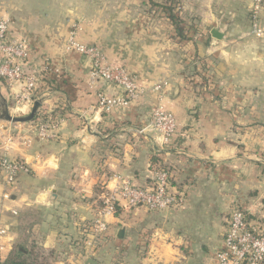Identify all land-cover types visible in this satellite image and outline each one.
I'll return each instance as SVG.
<instances>
[{
	"label": "crops",
	"instance_id": "crops-1",
	"mask_svg": "<svg viewBox=\"0 0 264 264\" xmlns=\"http://www.w3.org/2000/svg\"><path fill=\"white\" fill-rule=\"evenodd\" d=\"M180 2L194 23L195 38L185 45L170 38L166 19L147 0H0V21L9 20L10 34L26 42V70L39 72L37 113L60 121L55 139L40 140L38 117L8 120L7 112L26 116L34 103L17 105L18 87L0 77V150L28 168L10 188L0 174V219L9 229L2 259L40 247L57 264H215L233 195L264 226L263 169L230 143L234 119L264 118V36L251 32L253 0ZM261 21L264 27V7ZM74 25L80 42L129 70L142 96L109 111L99 106V94L124 90L106 81L92 86L90 59L68 47ZM214 29L224 36L215 38ZM156 106L177 119L169 143L147 128ZM157 157L185 193L182 206L106 214L107 241L90 249L84 225L99 215L108 179L145 184Z\"/></svg>",
	"mask_w": 264,
	"mask_h": 264
},
{
	"label": "built area",
	"instance_id": "built-area-1",
	"mask_svg": "<svg viewBox=\"0 0 264 264\" xmlns=\"http://www.w3.org/2000/svg\"><path fill=\"white\" fill-rule=\"evenodd\" d=\"M264 0H253L250 9L251 32L256 36H264L261 21V11ZM78 25H74L68 40V47L87 56L91 61L90 83L96 86L99 81L117 85L124 90L122 96L99 94V106L112 110L126 107L143 94V88L124 65H114L96 45L82 43L77 38ZM29 51L24 39L10 34V22L0 21V77L12 87L17 86L15 99L17 105L27 102L34 103L33 94L38 87L39 72H28L26 66ZM162 85H156L160 90ZM59 119L39 118L35 122L37 136L40 140H52L58 136ZM162 135L169 143L178 129L175 115L156 106L152 110V121L147 126ZM145 130V129H144ZM12 135L7 142H12ZM31 137L25 139L30 144ZM154 168L151 180L139 184L122 175H114L108 179L103 196L102 208L99 215L84 225L87 236V246L91 249L98 242L107 241L109 226L105 220L106 214H115L120 210H131L139 207L149 211H171L182 206L185 193L173 185V173L170 168ZM28 171L27 166L20 160L9 157L0 150V174L6 187L15 183L20 173ZM5 198L9 193L5 191ZM226 231L221 248L216 252L215 264H264V226L259 219L250 217L247 209L238 200H232L230 211L226 218ZM8 233V228L0 224V250L4 245L1 241Z\"/></svg>",
	"mask_w": 264,
	"mask_h": 264
},
{
	"label": "rangeland",
	"instance_id": "rangeland-1",
	"mask_svg": "<svg viewBox=\"0 0 264 264\" xmlns=\"http://www.w3.org/2000/svg\"><path fill=\"white\" fill-rule=\"evenodd\" d=\"M23 6H25L27 8L29 7L28 4H25ZM147 6H148L149 11H155V10H150L149 5H147ZM249 17H250V13H249ZM165 22H166L168 28L170 29V34H169L170 38L180 41L179 39H177V37L172 35L173 34V28L169 24V22L167 20ZM186 22L194 25L193 21L186 20ZM250 24H251V18H250ZM194 38L195 37L192 36V39H194ZM191 40H189V41H191ZM180 43L183 44L182 41H180ZM185 44L186 43H184L183 45H185ZM193 70H192V73H193ZM204 76L205 75L203 74V76L200 75L199 77L204 78ZM200 80L203 81V83H204V80H206V79H200ZM1 113H2V107H0V115H1ZM16 113L18 114V112H16ZM16 113H14V114H16ZM233 121L235 122L234 123V129L235 130H234L233 134H231L230 143L235 145V147L238 149V156L243 158L248 163V165L256 166L259 164V165H261V167L263 169V173H264V118H261V119L240 118V119H234ZM236 130H239V131L236 132ZM6 191L8 192V190H6ZM8 193H10V192H8ZM233 196H234V198H231L232 200L234 199V200L244 202V200H242L238 196H235V195H233ZM9 198H10V194H9ZM9 198H7V199H9ZM0 224L2 225L1 219H0ZM8 231H9V229H8ZM39 248L40 247H38V251H37V249L36 250H30L31 252L26 254L25 257L29 261L34 262L35 264H57V263H54V260H53L54 256L52 259L47 258L48 252L45 250H42L43 248H40V249ZM16 249H15V251H16ZM27 249L28 250L30 249L29 245H28ZM1 259L2 258L0 257V260ZM3 260H5V259H2V261ZM2 261H0V262H2Z\"/></svg>",
	"mask_w": 264,
	"mask_h": 264
},
{
	"label": "trees",
	"instance_id": "trees-1",
	"mask_svg": "<svg viewBox=\"0 0 264 264\" xmlns=\"http://www.w3.org/2000/svg\"><path fill=\"white\" fill-rule=\"evenodd\" d=\"M147 2L150 10H155L159 16L164 17L169 22L173 28V36L177 37L183 44L192 39L194 25L186 22L182 16L180 0H147ZM37 117L46 119L51 116L48 114L40 115L38 112L33 120L38 119ZM52 119L55 118L52 117ZM153 165L154 168L165 167L159 157L156 158ZM13 252L0 264H35L25 257L26 254L23 249L17 248Z\"/></svg>",
	"mask_w": 264,
	"mask_h": 264
},
{
	"label": "water",
	"instance_id": "water-1",
	"mask_svg": "<svg viewBox=\"0 0 264 264\" xmlns=\"http://www.w3.org/2000/svg\"><path fill=\"white\" fill-rule=\"evenodd\" d=\"M212 34L215 38H222L224 35L222 33H220L219 29H214L212 31ZM41 107V101L40 100H36L33 104V107H32V110L31 112L26 115V116H12L10 115L8 112L6 113V118L10 121H15V122H29V121H32L35 116H36V113L38 111V109ZM124 232H125V229L124 228H121L119 230V237H123L124 236ZM91 262H94L92 259H90Z\"/></svg>",
	"mask_w": 264,
	"mask_h": 264
}]
</instances>
